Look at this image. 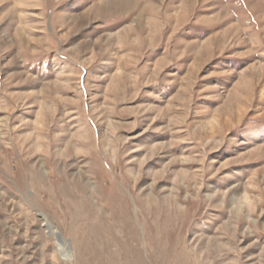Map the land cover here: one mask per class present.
<instances>
[{
    "label": "rangeland",
    "instance_id": "374dc122",
    "mask_svg": "<svg viewBox=\"0 0 264 264\" xmlns=\"http://www.w3.org/2000/svg\"><path fill=\"white\" fill-rule=\"evenodd\" d=\"M129 1L0 0V264H264V0Z\"/></svg>",
    "mask_w": 264,
    "mask_h": 264
},
{
    "label": "bare ground",
    "instance_id": "6f19581e",
    "mask_svg": "<svg viewBox=\"0 0 264 264\" xmlns=\"http://www.w3.org/2000/svg\"><path fill=\"white\" fill-rule=\"evenodd\" d=\"M123 1H124V2L126 1V2H127V1H129V0H123ZM129 2H130V1H129Z\"/></svg>",
    "mask_w": 264,
    "mask_h": 264
}]
</instances>
